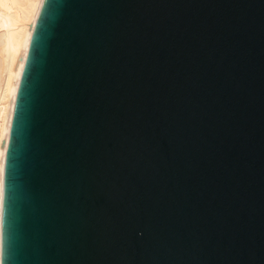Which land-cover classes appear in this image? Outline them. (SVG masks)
<instances>
[{"label": "water", "instance_id": "1", "mask_svg": "<svg viewBox=\"0 0 264 264\" xmlns=\"http://www.w3.org/2000/svg\"><path fill=\"white\" fill-rule=\"evenodd\" d=\"M1 264H264V0H43Z\"/></svg>", "mask_w": 264, "mask_h": 264}, {"label": "bare ground", "instance_id": "2", "mask_svg": "<svg viewBox=\"0 0 264 264\" xmlns=\"http://www.w3.org/2000/svg\"><path fill=\"white\" fill-rule=\"evenodd\" d=\"M42 3L43 0H0V264L5 153L16 93Z\"/></svg>", "mask_w": 264, "mask_h": 264}]
</instances>
